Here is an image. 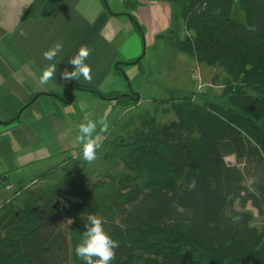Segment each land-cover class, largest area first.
<instances>
[{
    "label": "trees",
    "instance_id": "16d2710c",
    "mask_svg": "<svg viewBox=\"0 0 264 264\" xmlns=\"http://www.w3.org/2000/svg\"><path fill=\"white\" fill-rule=\"evenodd\" d=\"M164 1L172 8L168 43L221 69L229 78L222 91L167 98L174 117L166 122L149 110L137 115L115 143L118 172L89 187L62 182L46 196L26 197L0 218V264H69L60 220H72L81 243L89 213L119 244L112 264H264V223L250 224L244 210L249 204L264 217V0H244L243 19L233 15L234 0ZM77 88L137 102L134 92ZM231 155L234 163L226 161Z\"/></svg>",
    "mask_w": 264,
    "mask_h": 264
},
{
    "label": "crops",
    "instance_id": "0c3cea01",
    "mask_svg": "<svg viewBox=\"0 0 264 264\" xmlns=\"http://www.w3.org/2000/svg\"><path fill=\"white\" fill-rule=\"evenodd\" d=\"M123 1L115 0L113 8L108 0H0V177H16L51 157L81 149L75 137L85 117L106 116L110 125L119 118L117 109L124 106L78 86L104 94L134 92L137 104L159 95L148 78L151 64L146 69L149 60H142L151 43L169 40L171 22L165 17L161 24L160 17V6L166 7L153 0L125 7ZM20 29L27 37L19 35ZM57 41L63 51L54 61L44 60L42 53ZM81 45L91 49L85 63L92 68V82L83 77L63 81L60 73L65 67L73 70L68 61ZM178 54L180 60L186 56ZM140 57L136 68L145 95L135 89V78H124ZM49 63L57 64L56 79L42 86L39 77ZM97 134H102L99 125L93 136Z\"/></svg>",
    "mask_w": 264,
    "mask_h": 264
},
{
    "label": "rangeland",
    "instance_id": "374dc122",
    "mask_svg": "<svg viewBox=\"0 0 264 264\" xmlns=\"http://www.w3.org/2000/svg\"><path fill=\"white\" fill-rule=\"evenodd\" d=\"M108 1L114 8L115 0ZM153 1L166 7L165 9L160 6L161 24L165 21V17H168V22H170L171 5L164 0ZM244 4V0H234L233 15L238 19L244 18ZM180 57L178 52H175L168 43L167 38L159 39L153 45L152 43L149 45L146 59L142 61L145 63L146 60H149L146 66V69H148V66L151 64L148 78L155 84L152 91L159 95L152 97L150 102L142 101L137 104L134 100L130 99L125 103L122 102L123 104H119L124 106V109H117L119 111V118L111 123L106 133L100 135L101 148L98 150L97 159L93 163L90 164L83 159L81 148L71 153L57 155L42 161L28 172L22 171L16 177H0V218L8 213L17 211L22 201L29 195L46 196L54 187L62 182L73 184L79 182V185L83 184L85 187H89L100 177L121 170V160L115 156L117 149L115 143L125 137L126 133L131 131L134 125L138 124L136 116L144 110H149L151 114H154L157 121L166 122L174 117L172 113L166 111L169 106L167 98L174 95H188L190 93H195L197 96L201 93L212 95L222 91L224 80L229 78L221 69L216 70L204 63H199L198 65L190 59L193 57L188 55L184 56L183 60H180ZM141 62L134 68L127 70L124 78H127V76L135 78V89L139 90L137 92L145 95L147 90H142L143 85L141 84L143 83L140 82L143 81L142 73L141 71L138 73L136 68L141 66ZM215 72H217V78H214ZM136 78L139 80L137 81ZM130 87L132 88L131 83ZM131 97L136 98V96ZM153 109H157V112L153 113ZM226 161L234 163V156L226 157ZM234 207L240 208L237 203L234 204ZM244 210L251 214L250 224L260 227L264 223V217L258 216L255 208L251 205L248 204ZM59 227L60 230L67 234L69 239V264H78L80 258L76 256L74 249L79 242L72 220L69 218L61 219Z\"/></svg>",
    "mask_w": 264,
    "mask_h": 264
},
{
    "label": "clouds",
    "instance_id": "9594fccd",
    "mask_svg": "<svg viewBox=\"0 0 264 264\" xmlns=\"http://www.w3.org/2000/svg\"><path fill=\"white\" fill-rule=\"evenodd\" d=\"M19 35L27 37V32L20 29ZM63 51V43L57 41L49 49L42 53L43 59L54 61L59 53ZM91 54V49L86 45H81L77 54L69 59V64L74 66L73 70L69 71L67 67L60 73V78L63 81H79L83 77L84 81L92 82V68L85 63ZM57 64H47L39 77V83L42 86H48L56 79ZM86 123L82 122L79 125V132L75 137V143L82 146L83 159L88 163H93L97 159L98 150L101 148L100 135L93 136L97 130V125L100 126V133H106L109 130L110 124L107 117H101L98 120L85 117ZM249 183L255 182V177L248 178ZM197 180L195 178L188 181L186 188L188 191L195 190ZM241 217L233 218V223L239 222ZM84 238L81 243H78L74 249L83 264H112L116 259V249L119 244L111 235L105 231L103 218L89 213L86 216L84 223Z\"/></svg>",
    "mask_w": 264,
    "mask_h": 264
},
{
    "label": "water",
    "instance_id": "95a60500",
    "mask_svg": "<svg viewBox=\"0 0 264 264\" xmlns=\"http://www.w3.org/2000/svg\"><path fill=\"white\" fill-rule=\"evenodd\" d=\"M129 88H130V90H132L130 86H129Z\"/></svg>",
    "mask_w": 264,
    "mask_h": 264
}]
</instances>
